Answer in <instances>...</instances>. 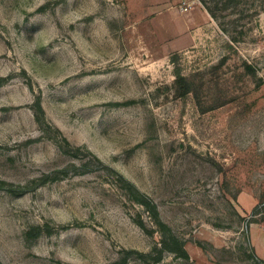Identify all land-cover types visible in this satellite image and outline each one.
<instances>
[{
	"label": "rangeland",
	"instance_id": "obj_1",
	"mask_svg": "<svg viewBox=\"0 0 264 264\" xmlns=\"http://www.w3.org/2000/svg\"><path fill=\"white\" fill-rule=\"evenodd\" d=\"M162 235L189 260L157 264L264 258V0H0V264Z\"/></svg>",
	"mask_w": 264,
	"mask_h": 264
},
{
	"label": "trees",
	"instance_id": "obj_2",
	"mask_svg": "<svg viewBox=\"0 0 264 264\" xmlns=\"http://www.w3.org/2000/svg\"><path fill=\"white\" fill-rule=\"evenodd\" d=\"M225 1L230 2L232 0H225ZM207 8L213 16L215 17L217 16L215 13V9H212L210 6H207ZM235 22L236 21H234L233 19L229 23L232 25ZM178 78L179 80L184 79V77L180 74ZM158 224L162 228L165 227V224H163L162 222L161 223L159 222ZM168 252L177 255V257L183 259L186 262L189 260V255L186 252L184 245H182L180 239L175 236L170 238V237H167L166 235H162L159 243L155 245L152 251L147 252V253H140V254L146 257L147 261L151 262V264H157L163 259L164 253H168ZM125 258L126 256L122 257V260L121 259L116 260V261L111 262L110 264H122L123 262H125L126 260ZM258 262L259 264H264V258H259Z\"/></svg>",
	"mask_w": 264,
	"mask_h": 264
}]
</instances>
